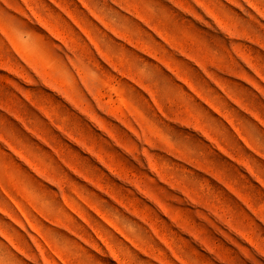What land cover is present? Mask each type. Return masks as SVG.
Segmentation results:
<instances>
[{
  "label": "rangeland",
  "instance_id": "obj_1",
  "mask_svg": "<svg viewBox=\"0 0 264 264\" xmlns=\"http://www.w3.org/2000/svg\"><path fill=\"white\" fill-rule=\"evenodd\" d=\"M0 264H264V0H0Z\"/></svg>",
  "mask_w": 264,
  "mask_h": 264
}]
</instances>
